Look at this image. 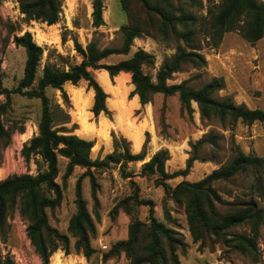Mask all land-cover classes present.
Here are the masks:
<instances>
[{
  "label": "trees",
  "instance_id": "trees-1",
  "mask_svg": "<svg viewBox=\"0 0 264 264\" xmlns=\"http://www.w3.org/2000/svg\"><path fill=\"white\" fill-rule=\"evenodd\" d=\"M25 20L46 22L53 25L59 22L63 0H18ZM93 24L97 27L105 24L104 0H92ZM129 21L122 25L123 41L120 47H102L97 40H92L86 47L74 39L77 52L82 61L70 65L68 69L47 64L41 76L38 68L44 54V48L34 39L32 32L15 35V43L26 51L24 75L14 88L4 85L2 60L0 59V95L8 100L0 102V141L9 142L11 132L5 124V114L10 107L13 93L39 99L41 116L38 123V134L33 136L23 147L22 155L27 161L35 157L38 173L12 175L0 181V229L7 225L10 210L19 206L23 217L28 221V236L45 264L50 257L62 249L66 254L72 252V239L68 233L60 231L50 223L49 210H55L64 199V187L68 178L77 166L86 171L76 182L77 212L70 220L69 232L75 237L76 252L91 257L95 252L92 239L96 235V220L89 211L88 203L83 195V178L91 176L94 169L109 168L120 165V174L124 178H132L134 172L127 170L129 162L144 161L142 176H156V184L165 190L164 216L168 223L155 216L154 202L143 200L139 192L121 200L114 208L118 212L123 209L130 214L128 237L117 241L106 254V258L124 254L127 264H183L179 252L186 250L188 243L183 234L176 230L175 218L168 206V200L184 205L189 229L195 242L215 248L220 244L224 255L239 253L251 259L253 264L262 261L263 252L260 238L264 229V158L246 154L237 146L238 154L226 166L214 169L203 179L191 182L184 180L172 187L168 180L190 173L195 160L199 159L198 151L205 144L218 148L219 136L214 133L205 134L196 143H192L194 155L188 160L184 169L172 173L166 170L169 150H158L150 160H146L147 144L150 133L147 132L143 150L131 152L125 139L114 137L115 151L105 158H92L95 142L78 135L66 125L56 127L60 113L63 118L60 124L70 122L69 112L60 104H54L48 95V89L54 88L67 93L64 85L68 82L78 85L87 81L89 88L95 92L92 111L96 116L108 113L107 91L96 78L95 70H107L111 77L122 72L131 74L135 86L134 94L140 98L142 105L153 102L158 93L166 96L179 94L183 111L194 112L192 106H199L201 119L210 122L218 119L222 123L230 121L236 124L239 120L245 123L264 122V110L252 109L244 104H237L231 98L217 99L215 92L223 88L222 81L214 78L200 88L189 84V79L180 83H170L174 74L183 66L192 63L205 66L207 59L200 52L197 43L198 28H202L207 41L218 47L226 33L238 32L244 39L256 43L264 38V0H209L207 15L200 19L196 7L203 0H120ZM151 35L167 40H175V53L167 58L159 69L156 79L144 71L146 65L154 64V56L138 49L127 59L117 63H108L112 55H127L135 38ZM65 40L66 37L64 36ZM109 100V98H108ZM139 102V103H140ZM110 105V103H109ZM67 159L66 170L62 175V184L57 180L61 173L60 158ZM249 172L255 181L245 192L246 200L226 199L216 188L218 181H231L240 173ZM95 185V181L93 182ZM93 196L97 199L94 187ZM136 205H149L147 221L140 219L134 212ZM247 228L245 232H235L236 228ZM0 264H16L11 256L0 259ZM210 264V263H208ZM224 264V263H219Z\"/></svg>",
  "mask_w": 264,
  "mask_h": 264
},
{
  "label": "rangeland",
  "instance_id": "rangeland-1",
  "mask_svg": "<svg viewBox=\"0 0 264 264\" xmlns=\"http://www.w3.org/2000/svg\"><path fill=\"white\" fill-rule=\"evenodd\" d=\"M209 0H203L196 7L200 19L207 15ZM92 0H63L59 22L49 25L41 21H26L21 13L18 0H0V59L4 74V85L14 88L24 75L26 51L17 46L14 36L22 35L26 31L32 32L34 39L43 46L44 54L38 68V76L42 75L45 65L50 64L62 69L80 63L82 56L77 52V39L84 47L92 40H97L102 47H120L123 41L122 25L128 23L129 18L123 10L120 0H104L105 24L97 27L93 24ZM197 43L206 59L205 66L185 64L180 72L174 74L170 83H180L189 79V84L200 88L214 78L222 81L223 88L215 92L219 100L231 98L237 104H244L252 109L264 110V38L256 43L244 39L238 32H228L218 47L208 43L202 28H198ZM66 37L64 40L63 37ZM177 47L173 39L167 40L151 35L137 37L127 55H112L107 58L108 63H117L127 59L138 49H144L154 56V64L146 65L144 71L155 80L163 62L172 56ZM96 78L103 84V75L107 70H95ZM102 73V74H101ZM117 86L116 92L107 91L108 113L96 116L92 111L95 92L89 88L87 81L78 85L70 82L64 85L63 91L49 88L48 95L54 104H60L69 112L70 122L60 124L63 114L57 120L56 127L66 125L78 135H89L86 139L95 142L92 158H105L115 151L114 137L125 139L131 152L143 150L147 144L148 161L160 149L169 150V159L166 170L170 173L184 169L188 160L194 155L192 143H196L205 134L214 133L219 136L218 148L205 144L198 151L199 159L195 160L188 175L169 179L168 183L175 187L184 180L196 182L214 169L229 164L238 154L237 146L246 154L262 156L264 158V122L257 121L249 124L239 120L236 124L226 121L222 123L215 119L204 122L201 119L199 106L192 103L194 112L183 111L179 94L166 96L162 93L155 95L153 102L142 105L140 98L135 96V86L131 74L122 72L111 77L106 74ZM7 96L0 95V102H6ZM140 102V103H139ZM110 103V105H109ZM41 102L27 96L13 93L10 107L5 114V124L11 132L9 142L0 141V181L12 175L38 173L36 158L27 161L22 155L24 145L38 134V123L41 116ZM121 113L120 118L117 116ZM109 132L108 136L103 133ZM144 161L129 162L127 170L134 172L132 178H124L120 174V165L114 164L109 168L94 169L95 185L91 176H84L83 195L88 203L89 211L96 220V235L92 239L95 252L91 257L76 252L75 237L69 232L72 216L77 212L76 182L86 171L77 166L68 178L64 187V199L55 210H49L50 223L60 231L68 233L72 239V252L66 254L59 249L50 257L49 264H127L124 254L106 258V254L119 240L128 237L130 214L123 209L114 211L115 206L123 199L139 192L143 200H151L155 206V216L166 223L164 216L165 190L156 184V176H142L141 169ZM67 159L60 158L61 173L58 181L62 184V175L66 170ZM255 181L254 175L249 172L240 173L231 181H218L216 188L226 199L246 200L245 192ZM96 189L97 199L93 196ZM264 205V202L261 201ZM169 209L175 218V228L183 234L188 246L180 251L183 264H253L251 259L239 253L224 255L220 244L215 248L201 245L192 238L187 213L184 205L168 200ZM135 214L142 220L149 218V205H136ZM28 221L22 216L19 206L10 210L7 225L0 229V259L11 256L16 264H45L28 236ZM235 232H245L247 228H236ZM106 245L107 248H103ZM260 247L263 252L264 264V229L260 238Z\"/></svg>",
  "mask_w": 264,
  "mask_h": 264
},
{
  "label": "bare ground",
  "instance_id": "bare-ground-1",
  "mask_svg": "<svg viewBox=\"0 0 264 264\" xmlns=\"http://www.w3.org/2000/svg\"><path fill=\"white\" fill-rule=\"evenodd\" d=\"M107 73H108V71H107ZM107 73H106V74H107ZM101 74H102V73H101ZM106 74L103 75V84H104V86H105V89H106L108 92H110L111 94H113L114 92H116V90H117V88H118V85L122 84V83H121L122 81H119V82H118L119 84H118L117 86H115L116 83H113V82L111 81V79H110ZM120 114H121V113H119V115L117 116L118 119H122V117L120 118V116H121ZM108 134H109L108 131H106L105 133H103L104 136H108ZM56 263L59 264V257H58V255H56Z\"/></svg>",
  "mask_w": 264,
  "mask_h": 264
},
{
  "label": "built area",
  "instance_id": "built-area-1",
  "mask_svg": "<svg viewBox=\"0 0 264 264\" xmlns=\"http://www.w3.org/2000/svg\"><path fill=\"white\" fill-rule=\"evenodd\" d=\"M103 248H107V246L106 245H103Z\"/></svg>",
  "mask_w": 264,
  "mask_h": 264
},
{
  "label": "crops",
  "instance_id": "crops-1",
  "mask_svg": "<svg viewBox=\"0 0 264 264\" xmlns=\"http://www.w3.org/2000/svg\"><path fill=\"white\" fill-rule=\"evenodd\" d=\"M143 162V161H142Z\"/></svg>",
  "mask_w": 264,
  "mask_h": 264
}]
</instances>
